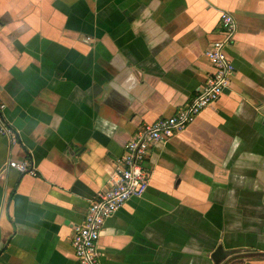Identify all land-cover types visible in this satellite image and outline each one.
<instances>
[{"label":"crops","instance_id":"0c3cea01","mask_svg":"<svg viewBox=\"0 0 264 264\" xmlns=\"http://www.w3.org/2000/svg\"><path fill=\"white\" fill-rule=\"evenodd\" d=\"M236 24L228 90L144 161L100 264H264V0H0V264H77L71 238L132 135L189 105ZM27 160L36 177L6 169ZM240 257H239V256Z\"/></svg>","mask_w":264,"mask_h":264},{"label":"built area","instance_id":"2783aa9c","mask_svg":"<svg viewBox=\"0 0 264 264\" xmlns=\"http://www.w3.org/2000/svg\"><path fill=\"white\" fill-rule=\"evenodd\" d=\"M220 28V38L210 43L203 52L211 72L199 94L174 115L145 125L132 135L108 178L107 189L97 194L89 204L82 224L73 229L71 247L77 264H100L99 239L106 220L126 202L140 198L145 193L148 173L144 169V161L150 148L167 143L183 133L202 111L217 103L230 87L234 66L227 55V49L233 43L236 24L232 16L223 11L220 12ZM5 109V104L0 100V136L6 138L10 146H15L18 144L17 133L4 118ZM5 168L36 177L35 169L25 159H10Z\"/></svg>","mask_w":264,"mask_h":264},{"label":"water","instance_id":"95a60500","mask_svg":"<svg viewBox=\"0 0 264 264\" xmlns=\"http://www.w3.org/2000/svg\"><path fill=\"white\" fill-rule=\"evenodd\" d=\"M234 254L236 253H233L231 251H224L222 246L220 245L212 253L211 260L213 264H238L240 263V260L236 261Z\"/></svg>","mask_w":264,"mask_h":264}]
</instances>
